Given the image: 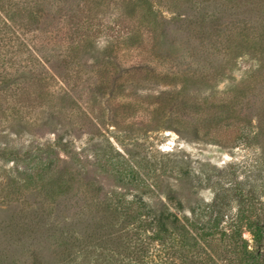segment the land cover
<instances>
[{"label":"rangeland","instance_id":"obj_1","mask_svg":"<svg viewBox=\"0 0 264 264\" xmlns=\"http://www.w3.org/2000/svg\"><path fill=\"white\" fill-rule=\"evenodd\" d=\"M85 1L0 0V264H128L130 202L181 219L225 195L232 214L241 198L264 214V36L225 41L245 9L93 0L94 20ZM148 240L145 264H180Z\"/></svg>","mask_w":264,"mask_h":264},{"label":"trees","instance_id":"obj_2","mask_svg":"<svg viewBox=\"0 0 264 264\" xmlns=\"http://www.w3.org/2000/svg\"><path fill=\"white\" fill-rule=\"evenodd\" d=\"M251 1L254 0H248V2L242 4L240 0H224V2L220 0L219 2L215 1L214 6L219 5V7L224 10L230 9L236 11L245 9L244 12H242V20L232 23L234 24L233 28L230 27L226 38L227 40L225 41L235 42L240 49L245 46L255 51L262 43L264 35L261 29L264 30V25L253 23L252 20L255 18L254 13L260 11V9L262 10L261 6L264 4V0L255 1V6L252 9L251 7L248 9L245 4H249ZM125 2L127 1H121V6H123ZM96 3L93 0H88L83 3V8L88 9L91 8L92 4H95L96 7L92 8V10H95L96 13L91 17L94 20L97 19L98 13H100V5ZM151 10L150 4V6H148L149 13ZM88 18L89 17H86L82 22L86 21L87 24H89ZM152 21H154L153 25L151 24ZM155 25V20H152V18L151 20L149 19L145 27H142V24L138 25L142 30L139 27L135 28L133 31L135 38H141L144 34L149 32L151 36L155 30ZM90 26L91 24L86 26L83 24L81 29L87 33V30L91 28ZM98 32H101L100 29L94 31V33ZM215 36L216 38H220L219 34ZM122 37L120 30H117L115 39L120 41ZM128 40L130 41L132 38L129 37ZM129 41L127 42L129 43ZM142 41H144V39ZM77 47L78 46H75V48ZM211 48L216 50L217 46L213 45ZM213 65L214 61L212 66ZM216 67L220 68V70L223 68V66L218 63L213 66V68ZM256 88L255 86L252 88L253 96L263 94L261 91L262 89L256 90ZM212 101L214 100H206L201 105H197V110L198 108L201 111L203 109H208L209 107L207 105ZM220 103L225 104L224 100L220 101ZM255 113L257 117H259L257 125L259 129H262V125L264 124V108L258 109L257 107V112ZM209 117L210 115L205 117V119ZM196 120H200L201 128L206 125L203 118H197ZM220 124L225 123L219 121V124L216 126ZM48 164L50 165V163ZM48 169V167L41 165L39 170L46 171ZM39 177L41 178L40 174ZM30 178L36 180L35 176ZM169 200L172 201L175 199L170 197ZM230 200L231 199L225 195L224 197L216 196L211 204H207L205 208L198 213H196L195 209H192L194 218L183 217L181 219L173 212L168 211V209L156 215L151 210H147L145 205L134 208L133 202H130L127 207H124L125 212L123 213L124 218L128 220L127 223L130 226V229H124L125 231L123 232L124 237L126 236L128 240L126 245V247H128H125L128 264L129 262L132 264H145L144 260L152 245L148 239L157 242L163 247L166 246L168 258L171 259L177 256L180 264H219L214 256L221 259V262L224 264H264V214H247L244 208L241 207L242 198L237 199L239 207L237 211L232 214L231 208H228L227 211L228 205H225L228 204ZM248 200L250 199L248 198ZM140 202L141 200L137 201L138 205ZM180 205L181 204L178 203L177 206ZM82 220L81 218V222ZM243 229L249 233L252 241L251 245L243 237ZM220 243L222 244L220 252L217 253L213 248L216 246L218 247ZM218 255H222L223 258L218 257ZM165 261L167 262V259ZM169 262H172V260L168 261V263Z\"/></svg>","mask_w":264,"mask_h":264}]
</instances>
